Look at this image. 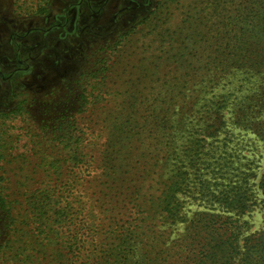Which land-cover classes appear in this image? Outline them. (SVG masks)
<instances>
[{
	"label": "trees",
	"instance_id": "16d2710c",
	"mask_svg": "<svg viewBox=\"0 0 264 264\" xmlns=\"http://www.w3.org/2000/svg\"><path fill=\"white\" fill-rule=\"evenodd\" d=\"M163 2L167 16L159 24L157 9L149 34L162 55L144 74L161 78V70L164 91L142 105L140 88L131 86L119 103L101 106L122 92L104 90V62L84 80L68 122L39 127L32 172L49 182L25 187L18 214L0 195L21 233L17 245L0 247L7 260L264 264V229L246 234L241 220L255 205L256 175L231 146L240 129L264 147V0ZM122 43L103 48L114 54ZM82 112L101 116L94 125L107 137L98 159L77 118ZM21 115L18 107L1 118ZM257 187L264 195V169ZM186 198L211 208L188 216Z\"/></svg>",
	"mask_w": 264,
	"mask_h": 264
},
{
	"label": "rangeland",
	"instance_id": "374dc122",
	"mask_svg": "<svg viewBox=\"0 0 264 264\" xmlns=\"http://www.w3.org/2000/svg\"><path fill=\"white\" fill-rule=\"evenodd\" d=\"M39 3L40 0H0V195L4 202L13 204V214H18L25 202L26 186L36 188L49 182L47 177L42 181L39 172H32L38 169L42 148L39 127L67 123L69 111L78 106L84 80L100 70L104 62L110 64L102 73L106 77L104 90L122 92L119 97L108 95L101 106L119 103L125 98L124 90L131 86L140 88L142 105L151 104L164 91L161 70V78L144 74V65L162 55L150 46L149 34L151 24L157 20L162 24L167 16L163 0ZM156 10L157 20H150ZM116 41H123L121 52L111 54V50L103 48ZM106 55L111 60L106 61ZM18 107H22L21 116L1 118ZM77 118L88 129V144L98 159L107 137L101 125H94L101 116L82 112ZM233 133L231 146L256 175L250 182L255 205L241 218L249 224L246 234H251L264 229V195L257 187L264 169V147L250 132L236 129ZM185 200L188 216L211 208L191 198ZM6 205L0 206V247L9 248L17 245L21 233L11 226ZM2 256L0 253V264H16L7 260V254Z\"/></svg>",
	"mask_w": 264,
	"mask_h": 264
}]
</instances>
